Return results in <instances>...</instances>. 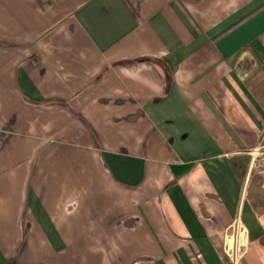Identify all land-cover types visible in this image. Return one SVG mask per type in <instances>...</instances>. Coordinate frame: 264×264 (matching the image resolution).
<instances>
[{
    "label": "crops",
    "instance_id": "0c3cea01",
    "mask_svg": "<svg viewBox=\"0 0 264 264\" xmlns=\"http://www.w3.org/2000/svg\"><path fill=\"white\" fill-rule=\"evenodd\" d=\"M264 264V0H0V264Z\"/></svg>",
    "mask_w": 264,
    "mask_h": 264
},
{
    "label": "built area",
    "instance_id": "2783aa9c",
    "mask_svg": "<svg viewBox=\"0 0 264 264\" xmlns=\"http://www.w3.org/2000/svg\"><path fill=\"white\" fill-rule=\"evenodd\" d=\"M245 240V231L238 225L237 231L227 236V252L231 255L233 264H236L238 259L233 256L237 253V245L243 243Z\"/></svg>",
    "mask_w": 264,
    "mask_h": 264
},
{
    "label": "rangeland",
    "instance_id": "374dc122",
    "mask_svg": "<svg viewBox=\"0 0 264 264\" xmlns=\"http://www.w3.org/2000/svg\"><path fill=\"white\" fill-rule=\"evenodd\" d=\"M231 256V255H230ZM233 256H237V258H239V253H233ZM239 262L237 261V263L236 264H238Z\"/></svg>",
    "mask_w": 264,
    "mask_h": 264
}]
</instances>
